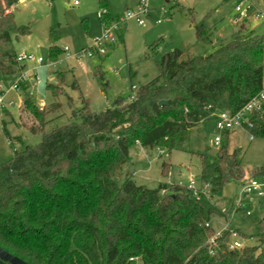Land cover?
I'll return each instance as SVG.
<instances>
[{
    "label": "trees",
    "instance_id": "obj_1",
    "mask_svg": "<svg viewBox=\"0 0 264 264\" xmlns=\"http://www.w3.org/2000/svg\"><path fill=\"white\" fill-rule=\"evenodd\" d=\"M20 1L0 0V84L24 70L12 48L13 41L31 33L14 21L12 9ZM99 19L102 26L117 19L106 1L99 3ZM244 24L208 55L166 53L158 77L139 87L134 99L117 97L100 112L83 107L72 113L79 121L49 133H42L45 117L59 105L37 108L23 86L20 109L33 121L25 127L40 133L41 140L0 163V248L27 264H133L130 258L142 264H264V217L254 225L255 245L229 251L233 231L217 235L212 221L222 217L219 210L207 207L186 186L148 189L127 175L115 181L133 145L178 150L189 130L215 111L236 113L263 92L264 33L246 30ZM194 34L198 44L211 45L205 23L195 25ZM57 40L50 30V60L63 53ZM59 86L46 89L55 97ZM250 122V134L264 138V106ZM229 134H222L213 156L198 155L195 180L208 185L207 201L220 198L231 183L239 190L247 176L264 174L250 175L239 152H229ZM236 195L226 205L229 212Z\"/></svg>",
    "mask_w": 264,
    "mask_h": 264
},
{
    "label": "rangeland",
    "instance_id": "obj_2",
    "mask_svg": "<svg viewBox=\"0 0 264 264\" xmlns=\"http://www.w3.org/2000/svg\"><path fill=\"white\" fill-rule=\"evenodd\" d=\"M100 1H106L113 18L138 13L139 0H82L77 7L72 6L71 0H22L12 9L15 23L29 27L31 32L29 36L13 41V50L17 54L25 52L40 57L42 65L22 64V74L29 87L21 84L17 91L11 89L19 73L2 82L3 89L9 90L2 96L5 110L0 111V163L10 161L14 151L36 146L41 140L40 133L32 134L26 128L33 121L24 107L20 109L23 86L37 108L49 109L53 104L59 105L45 117L42 133H49L57 127L79 121L78 114L73 117L72 113L83 107L90 112H100L110 107L117 97L134 95L139 87L158 77V65L166 53L180 50L187 56L208 55L226 44L243 22L235 21L234 7L239 0H147V14L138 19L142 21L141 26L136 18L118 24L122 37L113 33V43L103 42L106 43L104 55L87 57V53L95 48V41L102 38ZM251 2L264 14V0ZM201 22L210 29L211 45L196 42L194 26ZM244 22L246 30L264 33V20ZM50 30L56 32V46L60 50L66 49V53L55 60L49 58L47 39ZM35 77L40 84L31 88L30 80ZM57 83L60 93L54 97L46 86ZM8 102L12 105L7 106ZM216 135L214 119L210 117L189 130L186 141L178 150H150L135 144L129 149L128 161L115 181L121 183L127 175L137 185L148 189H155L160 184L185 187L190 178H197L198 155L215 154L217 147L213 140ZM227 144L229 152H239L241 163L250 175L253 171L264 170V138L249 140L247 132L234 130L230 132ZM163 164L166 167L162 174ZM255 178L258 176H247L244 180ZM237 192L238 186L231 183L220 198L207 201L208 198L200 197L199 200L207 207L215 205L219 210L222 217H213L212 221L216 232L232 230L240 240L243 237V246H252L256 244L252 238L255 222L264 217V199L251 204L249 215L229 212L226 205Z\"/></svg>",
    "mask_w": 264,
    "mask_h": 264
},
{
    "label": "built area",
    "instance_id": "obj_3",
    "mask_svg": "<svg viewBox=\"0 0 264 264\" xmlns=\"http://www.w3.org/2000/svg\"><path fill=\"white\" fill-rule=\"evenodd\" d=\"M50 1V0H46ZM82 0H71V4L74 7L80 5ZM234 12L236 14V21H246L249 19H254L256 21L264 20V14L261 11L256 9V6L251 2V0H239L235 7ZM147 14V0H139V9L137 15L133 13H126L125 16L121 18H117L115 22H112L108 26H103L102 28V38L100 40L95 41V48H92L88 53L87 57H92L93 55L99 56L104 55V47L107 41L108 43L114 42L113 33H118V24H124L131 18L139 19L140 15ZM159 23V21L157 22ZM138 25H142V21L138 20ZM63 53H66V49L62 50ZM15 61L17 64L21 65L23 63H34L36 66L42 65V59L40 57H35L32 54L21 52L18 53L15 57ZM24 71V70H23ZM22 71V72H23ZM20 72L18 75V79L13 83L12 90L17 91L21 84L27 85L29 87V83H27L25 76ZM32 85L31 88L40 84V80L38 78H34L30 80ZM9 90V89H8ZM7 90V91H8ZM2 87V83L0 84V111L5 110V105L2 102V96L6 93ZM130 99H134V95L130 97ZM12 102H8L7 106H11ZM264 106V92L258 93L252 99H250L241 109H239L236 113H229L226 111H215L212 114L214 119V127L217 131V134L214 137L213 145L218 147L221 142V136L225 132H232L234 130H243L249 134V140H252L253 136L250 134V130H252L253 125L250 122V117L254 114H259L263 112ZM186 189L191 193L195 198H208V185L207 184H199L196 182L194 178H190L188 184L186 185ZM264 199V175L244 181V183L239 188L235 199L233 200V212H242L246 215H249V207L254 201H258ZM245 200V201H244ZM208 224L206 225V227ZM226 230V229H223ZM219 235V232L217 233ZM243 247L241 240L235 232H232L231 241L228 243L227 248L229 251L239 250ZM130 262L133 264H142L139 258H130Z\"/></svg>",
    "mask_w": 264,
    "mask_h": 264
},
{
    "label": "water",
    "instance_id": "obj_4",
    "mask_svg": "<svg viewBox=\"0 0 264 264\" xmlns=\"http://www.w3.org/2000/svg\"><path fill=\"white\" fill-rule=\"evenodd\" d=\"M159 106L165 105L164 101L158 103ZM0 264H27L19 258L5 252L0 248Z\"/></svg>",
    "mask_w": 264,
    "mask_h": 264
},
{
    "label": "crops",
    "instance_id": "obj_5",
    "mask_svg": "<svg viewBox=\"0 0 264 264\" xmlns=\"http://www.w3.org/2000/svg\"><path fill=\"white\" fill-rule=\"evenodd\" d=\"M21 2V1H20ZM110 14V13H109ZM110 16H111V14H110ZM112 17V16H111ZM113 18V17H112ZM99 21H100V19H99ZM100 24H101V22H100ZM101 26H102V24H101ZM102 28H103V26H102Z\"/></svg>",
    "mask_w": 264,
    "mask_h": 264
}]
</instances>
